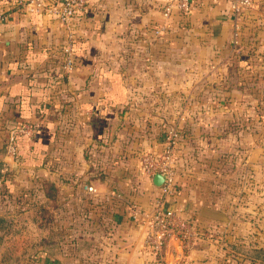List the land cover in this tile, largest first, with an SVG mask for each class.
<instances>
[{
  "label": "crops",
  "instance_id": "0c3cea01",
  "mask_svg": "<svg viewBox=\"0 0 264 264\" xmlns=\"http://www.w3.org/2000/svg\"><path fill=\"white\" fill-rule=\"evenodd\" d=\"M166 1L87 0L66 29L53 16L26 14L12 0H0V198L11 193L16 207L30 213L25 216L30 230L10 236L16 237L12 245L17 257L7 256L4 241L0 264H152L143 228L123 207L125 201L133 200L148 209L157 191L152 179L139 169L116 171L107 165L102 170L103 179L95 177L86 183L85 158L77 150L73 166L64 168L61 181L36 183L34 179L36 184L12 190L7 180L19 179L22 171L34 176L46 171L55 174L48 161L61 136L53 115L58 101L64 103L61 119L68 117L70 100L81 110L82 117H77L81 124L76 120L77 125L95 146L100 133L85 113L92 117L102 114L107 119L112 111L127 105L130 109H162L159 96L195 95L200 90L199 81H204L215 82L220 88L208 87L207 93H214L215 99L193 103L194 110L222 114L229 110V91L244 92L240 78L230 90L226 85L237 68L247 66L254 72L253 84H264V0H253L243 18L240 46L250 44L255 53L241 50L245 54L237 56L231 44L229 0H196L188 14H174L165 20L162 7ZM163 24V32L156 34L155 28ZM68 31L74 36V64L64 71L59 48ZM148 95L153 99L139 103L133 99ZM216 121L201 119L199 123L216 125ZM140 122L149 120L141 118ZM24 125L37 129L15 135L17 152L13 157L7 151L9 136ZM80 132L75 140L82 144L85 140ZM222 138L200 137L202 146L194 157L197 161L178 178L181 189L170 198L171 208L192 213L201 226L213 225L215 230L188 248H183L178 238H171L162 249L163 264H231L224 244L235 238V233L225 228L233 215L213 181L217 178L212 172L220 169L209 168L204 158V154L218 151ZM240 138L235 136L236 141ZM89 151L87 157L94 165L92 148ZM261 157L254 147L247 154L245 164L251 167L252 175H260ZM87 184L96 188V195L85 190ZM114 191L120 197L112 196ZM26 192L28 195L21 196ZM38 208L47 211L49 226L37 225ZM16 217L11 218L18 220Z\"/></svg>",
  "mask_w": 264,
  "mask_h": 264
},
{
  "label": "rangeland",
  "instance_id": "374dc122",
  "mask_svg": "<svg viewBox=\"0 0 264 264\" xmlns=\"http://www.w3.org/2000/svg\"><path fill=\"white\" fill-rule=\"evenodd\" d=\"M243 18L244 15L240 20V31L236 44L231 41L236 56L255 53V48L250 44H246L242 48L240 46L243 40ZM241 50L245 53H242ZM236 70L237 80L235 79L236 75H234L233 79L228 80L227 88L230 90L232 86H236V82L240 78L244 82V92L235 93L234 90H230V95L226 101L229 110L222 114L208 110H194L193 103H209L215 99L214 93H207L208 87L220 88L215 82L204 81H199L200 90L198 92L200 93L197 92L195 95L180 94L172 97V94H162L158 100V106L163 104L162 109L140 110L136 107L130 109L127 105V107L112 111L107 119L102 117V114L92 117L91 114L85 113V118H90V121L93 118L97 126L95 128L100 133L95 146L88 142L87 132L83 131L81 125H77V117H82L81 110L79 111L76 105L71 104L70 100L67 108L69 110L68 117L61 119L59 114H62L64 103L61 104L58 101L53 107V115L58 120L57 130L61 136L57 137L53 147L54 155L52 154L50 161H48L51 171L55 174L52 175L46 171L34 176L22 171L19 179L16 178L12 181V178L9 177L7 180L9 189L13 190L17 186H30V182H33L34 179L36 183L61 181L64 168L73 166L77 150L78 152L82 151L85 158V167H87L83 171L86 174L83 181L86 183L95 177L103 179L102 170L107 165L114 166L116 171L119 169L140 170L141 155L163 152L165 146L168 145L166 135L171 128L182 130L184 133V137L178 143L176 142L178 147L175 152V164L179 173L177 178H179L187 173L188 167L193 165L195 160L197 161L194 157L197 156L198 148L202 146L199 142L200 137L209 135L216 138L223 137V141L219 143L218 151L211 155L209 153L204 154V158L209 168L220 169L218 172H212L216 175L213 177L217 178L213 181L217 182L218 193L227 202L228 209L233 215V221L225 227L232 230L233 234L235 233V238L224 244L231 254L229 262L231 264H264V84L259 85L257 83L256 85L255 82L253 84L254 72L247 66L239 67ZM136 97L137 99H133L138 103L153 99V96L150 95L141 96L142 99L140 96ZM141 118L149 120V123H141ZM201 119L217 120V124L203 125L202 122L199 123ZM78 124H81L79 120ZM79 131L85 140L82 144L75 140ZM65 135H69V137L67 136L65 139ZM235 136L241 138L236 141ZM253 147L257 148L263 156L261 157L263 163L258 176L252 175L251 167L245 164L247 154L251 152ZM91 148L95 157L94 165L90 163L91 161L87 157ZM35 163H37L36 160L33 164ZM184 181L187 184L189 182L187 178ZM22 194L20 195H28L27 192ZM1 203H4L5 206H0V217L11 219L12 216L18 218L21 215L9 227L8 231L7 227L0 229V245L5 241L7 244H4V247L8 249L13 242H16V237H10L11 234L14 236L16 233L22 231L26 233L30 230L28 223H26L27 217H25L30 213H26L27 210L21 209L20 206L16 207L17 204L13 202L11 193L0 198V205ZM55 211L58 215V209ZM1 225L6 226L5 223ZM53 228H55V224H53Z\"/></svg>",
  "mask_w": 264,
  "mask_h": 264
},
{
  "label": "built area",
  "instance_id": "2783aa9c",
  "mask_svg": "<svg viewBox=\"0 0 264 264\" xmlns=\"http://www.w3.org/2000/svg\"><path fill=\"white\" fill-rule=\"evenodd\" d=\"M196 0H167L162 7V15L165 20L174 14H188ZM13 4L26 14L46 13L59 21V24L68 29L72 18L86 5L87 0H12ZM253 0H229V15L232 19V43L237 42L240 31V20L245 11L252 6ZM0 19L2 13L0 12ZM164 24L155 28V33L160 34L164 30ZM73 33L68 31L66 38L60 45L61 67L69 71L74 64ZM36 126H21L14 134L9 136L7 151L13 157L16 156L15 135L17 133H31ZM26 135V134H25ZM179 134L175 128H171L166 135L168 145L161 153H144L140 158V171L150 180L156 173H164L165 179L161 186L157 187L148 209L143 208L133 200L125 201V210L132 221L143 228L146 245L153 254L152 264H163L161 253L163 246L171 239L178 238L183 248H188L196 240L203 236H209L215 230L213 225L201 226L197 217L192 213H186L183 209L171 208L170 198L177 182L175 164V143ZM90 194H97L96 188L90 184L84 185ZM112 196L120 197L113 192Z\"/></svg>",
  "mask_w": 264,
  "mask_h": 264
},
{
  "label": "trees",
  "instance_id": "16d2710c",
  "mask_svg": "<svg viewBox=\"0 0 264 264\" xmlns=\"http://www.w3.org/2000/svg\"><path fill=\"white\" fill-rule=\"evenodd\" d=\"M59 62L61 63V60L59 58ZM177 130V133L179 134V139L177 140V143L184 137V133L182 132V130H179V129H176ZM175 143V152L177 151V147H178V144ZM176 173H178L177 171V167H176ZM181 189V185L178 184V179H177V182L175 184V187H174V191L175 193ZM119 202V201H118ZM123 204V203H122ZM123 207H124V210H125V204H123ZM35 215L37 216V220H36V223L38 226H41V224H43L44 226L45 225H48V221H49V215L47 213V211L44 209V208H38L36 209L35 211ZM14 221H17L16 219H7V218H3V217H0V229H3V227H7V231L9 230V227L12 226V224L14 223ZM2 223H5L6 226H2L1 224ZM15 247V245H12L10 246V248L6 249L5 251L7 252V256H9L10 258L14 259L15 257H17L15 254L16 252V249L13 248Z\"/></svg>",
  "mask_w": 264,
  "mask_h": 264
},
{
  "label": "water",
  "instance_id": "95a60500",
  "mask_svg": "<svg viewBox=\"0 0 264 264\" xmlns=\"http://www.w3.org/2000/svg\"><path fill=\"white\" fill-rule=\"evenodd\" d=\"M165 179V175L164 173H156L153 177H152V182L155 186L159 187L161 186V184L163 183Z\"/></svg>",
  "mask_w": 264,
  "mask_h": 264
}]
</instances>
